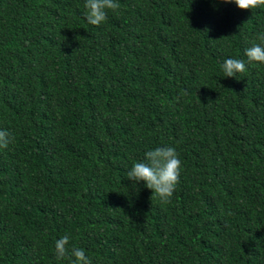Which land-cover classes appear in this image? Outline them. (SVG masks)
Listing matches in <instances>:
<instances>
[{"label":"trees","instance_id":"16d2710c","mask_svg":"<svg viewBox=\"0 0 264 264\" xmlns=\"http://www.w3.org/2000/svg\"><path fill=\"white\" fill-rule=\"evenodd\" d=\"M118 2L94 26L85 0H0V264H71L64 235L91 264H264V8ZM162 146L168 205L127 179Z\"/></svg>","mask_w":264,"mask_h":264},{"label":"clouds","instance_id":"9594fccd","mask_svg":"<svg viewBox=\"0 0 264 264\" xmlns=\"http://www.w3.org/2000/svg\"><path fill=\"white\" fill-rule=\"evenodd\" d=\"M221 3H235L240 10L264 8V0H220ZM118 0H85L84 16L87 23L100 26L108 19V12H118ZM260 43H253L245 50L249 64H264V34L258 37ZM224 77L235 78L237 74L247 71L245 61L237 58L225 59L221 64ZM11 134L0 129V149H5L11 142ZM182 161L179 153L172 146H162L150 149L144 153V158L134 162L127 172V179L133 184L143 181L147 189L152 190L162 205L171 203L174 192L180 183ZM69 235L55 240L54 251L58 261L70 260L71 264H91V260L83 248L71 244Z\"/></svg>","mask_w":264,"mask_h":264}]
</instances>
